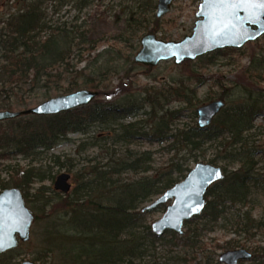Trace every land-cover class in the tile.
Returning <instances> with one entry per match:
<instances>
[{"label": "trees", "instance_id": "16d2710c", "mask_svg": "<svg viewBox=\"0 0 264 264\" xmlns=\"http://www.w3.org/2000/svg\"><path fill=\"white\" fill-rule=\"evenodd\" d=\"M16 1L19 6L14 11L0 15V111L26 110L41 100L82 89L100 93L108 90L109 75L117 72L122 59L132 61L140 45V25L150 22L146 16L153 14L156 7L154 0H146L147 12L129 11L124 26L130 34L128 38L122 33L99 39L86 21L80 22L79 18L70 23L54 21L48 13L49 2L55 3L54 13L71 3L80 13L92 0ZM109 40L114 44L108 45ZM116 44L126 45L130 50L128 55L123 56ZM191 64L187 61L182 67ZM244 73L248 82L234 89L240 94L232 96L233 89L226 88L219 99L233 98L224 101L225 108L204 129L197 123L176 128L186 108L197 117V90L184 81L159 90L128 93L117 102H101L96 98L89 105L60 114L28 115L0 122V172L11 174L14 170L17 174L10 181L0 183L4 190L11 187L27 190L35 182L52 181L51 167L22 168L11 161L22 157L35 163L41 154L55 149L70 134L87 135L93 128H100L105 136L97 135L92 142H81L78 151L87 146L97 147L106 162L87 168L73 193H56L67 210L64 216L58 215L52 221L45 233L50 246L48 255L57 252L62 259L60 264H133L144 258L150 237V244H154L171 235L186 250V254L174 259L179 264H189L191 260L195 264H220L217 255L204 246L206 233L217 227L229 229L238 239L229 240L219 248L231 250L246 248L243 240L250 241L256 232H264V217L256 219L253 215L254 196L264 193V176L257 168L259 152L252 140L258 120H264V52L252 57ZM128 74L124 71L123 78L127 79ZM175 102L185 104L186 108H169ZM138 115L142 118L128 122ZM138 141L167 144L164 150H186L187 155L171 162L166 169L155 170L151 151L131 149ZM214 143L219 144V150L209 162L213 165L221 160L227 162L223 167L225 178L210 187L204 211L185 223L187 230L182 236L167 232L156 237L151 227L144 225L146 213L154 209L144 211V204L179 183L185 172L190 171L188 161L196 158V153L202 152L206 145ZM69 161L54 157V164L62 169L73 168ZM234 163L239 167L229 170ZM125 174L133 178H122ZM24 196L28 198L27 194ZM155 209L166 210L167 206L162 204ZM35 219L39 220L40 215L36 214ZM14 253L0 254V264H14L17 259ZM252 253L250 264H264V247L257 246Z\"/></svg>", "mask_w": 264, "mask_h": 264}, {"label": "rangeland", "instance_id": "374dc122", "mask_svg": "<svg viewBox=\"0 0 264 264\" xmlns=\"http://www.w3.org/2000/svg\"><path fill=\"white\" fill-rule=\"evenodd\" d=\"M154 1L156 6L154 13H149L146 16L148 20L150 19V22H144V18L139 19L144 22V25H140L141 31L138 33L140 42L142 37L146 34H154L157 38L164 41H180L185 36L193 33L200 0H177L173 4L171 11L160 19L156 17L157 0ZM54 4V2L47 3L49 7L48 13L54 21H66L70 23L73 22L75 18H79L80 22L86 21V24L90 25L94 37L99 39L103 36L111 38L119 34L122 35V33H125L124 37L128 38L130 34L124 30V26H126V20L129 18V11L133 10L138 13L148 11L146 0H92V3L80 13H78L72 3L64 6L59 13H54ZM18 6L19 4L16 0H0V15L12 10L14 11ZM109 42L110 44L108 45L114 44L112 40H109ZM115 47L123 56H127L130 52V50L126 48V45L116 44ZM140 49L141 44L137 51H135L132 61H125L122 59L118 62L119 67L116 65L117 72H113L109 75L111 80L108 83L110 85L108 90L102 93L98 91L99 96L97 99H99V101L117 102L121 101L122 97L126 96L128 93L133 95L145 90H159L164 86L177 85L181 81H184L188 87L197 90V98L195 101L197 107L220 100L219 98L226 88L233 89L231 92L235 93L232 96H237L240 93H237L234 89L248 82L244 71L249 66L252 57L264 52V36L255 42L246 44L240 49L230 50L232 48H227L197 58L191 61L192 64L188 68L182 67L184 63L176 65L173 60L161 61L154 67L138 64L135 62V56ZM114 55H118L117 52H115ZM83 66L84 64L81 65V67ZM124 71L129 72V77L127 79H125L126 77L123 78ZM194 74H196L197 77L194 76ZM232 96L229 99L233 98ZM229 99L226 98L223 101L226 102ZM41 102L42 100L40 103ZM169 108L183 109L186 108V105L175 102L169 106ZM186 110L182 119L176 123V128L193 126L197 123V117H194L192 111L187 108ZM140 118L142 117L139 115L137 117H131L128 119V122ZM257 126L258 129L253 132L252 140L256 150L259 152L256 158L257 168L260 174L264 176V120H258ZM97 135L100 137L105 136V132H102L100 128H93L90 134L87 135L73 133L55 149L41 154L39 160L35 163H32L30 159H23L22 157H15L14 161H11L13 164H18L22 168L36 166L43 167L44 170H46V168L51 167L53 168L52 174L54 175L52 181H45L43 183L35 182L31 184L27 190H21L23 195L27 194L28 196V200L25 198L27 207L33 211L34 215H40V219L37 221L36 219L34 220L31 227L30 240L26 243L20 242L19 247L12 250L15 251L14 256L17 258L14 264H21L26 260H32L37 264L61 263L62 259L57 252L48 255L47 249L50 246L47 240L45 241V233L52 224V221L58 215L64 216L65 210H67L62 201L63 199L57 197L58 195L56 193H62L55 190L54 182L61 173L71 174L70 183L72 184V188L68 193L71 194L82 182V176L85 174L87 168H90V166L95 163H100L102 165L106 162V160L103 159V152L97 147L87 146L86 149L80 152L78 151V146L81 142H92L94 140L93 137ZM166 146L167 144H150L146 141H138L131 145V149L137 151H151L154 158L153 167L155 170H162L168 168L171 162L177 161L178 159L181 160L187 155L186 150L168 152L164 150ZM218 150V143L206 145L202 152L196 153V158H192L191 161H188L190 162L189 165H187L188 169L191 171L198 163L210 164L209 161L216 157ZM55 156H60L62 160H71L69 163L73 165V168L62 169L56 167L54 164ZM183 161L184 160H182V162ZM215 165L223 168L227 166V162L221 160ZM238 167L239 166L234 163L229 166V170H234ZM13 171L11 174L6 171H1L0 181L6 183L10 181L12 177L17 176ZM190 171L185 172L179 183L187 177ZM122 178H133V175L125 174ZM40 189L43 190L40 192ZM3 191L4 189L0 183V193ZM158 197H154L152 202ZM254 200L256 206L253 209V215L256 219H260L264 217V193L254 196ZM49 202L50 207H46V204ZM152 202L144 204L143 207L146 208ZM169 204H171V202L165 205L168 206ZM40 209L44 211L42 212ZM237 209L238 208H236V210ZM165 211V209H154L150 213H146V222H144V225L151 227L154 222L162 218ZM198 222H201V220H198ZM184 230L186 231L187 228H184ZM142 231L146 230L142 228ZM145 235L146 233H144V236ZM232 239H238V237L234 233H230L229 229L226 227H217L215 231L205 234L203 243L206 249L211 251L212 254L217 255L219 262L220 254L227 251L220 249L219 246H226V243ZM242 242L246 245V248L242 249H247L252 253L253 248L257 246L264 247V232H256V235L250 241L243 240ZM150 243L151 237L148 242H146L148 249L146 247L144 258L134 261L133 264H179L181 262L174 259L186 254L185 248L180 245L177 238L174 239L171 235H165L154 244ZM195 263L196 262L192 260L189 262V264ZM243 264H250V262H245Z\"/></svg>", "mask_w": 264, "mask_h": 264}, {"label": "water", "instance_id": "95a60500", "mask_svg": "<svg viewBox=\"0 0 264 264\" xmlns=\"http://www.w3.org/2000/svg\"><path fill=\"white\" fill-rule=\"evenodd\" d=\"M177 0H157L156 17L166 16ZM196 22L191 35L180 41H164L154 34H146L141 39V49L135 62L154 67L161 61L173 60L176 65L227 48L240 49L264 36V7L261 0H200ZM99 96V92L82 89L76 92L47 99L38 105L19 111H0V122L22 116L56 115L89 105ZM223 100L213 101L197 109V124L204 129L225 108ZM225 172L222 167L198 163L187 177L177 183L144 211L171 202L162 218L154 222L151 231L156 237L167 232L180 236L184 234L185 223L199 216L207 204L206 195L212 185L222 181ZM71 174L61 173L54 182L55 190L66 195L71 191ZM35 215L27 207L20 188H9L0 193V254L19 247L31 238V227ZM253 254L247 249L223 252L219 256L221 264H239L251 260ZM21 264H37L26 260Z\"/></svg>", "mask_w": 264, "mask_h": 264}, {"label": "flooded vegetation", "instance_id": "af4514ba", "mask_svg": "<svg viewBox=\"0 0 264 264\" xmlns=\"http://www.w3.org/2000/svg\"><path fill=\"white\" fill-rule=\"evenodd\" d=\"M238 249H242V248H238ZM231 250H235V249H231ZM228 251V250H227ZM253 254V253H252ZM253 258V257H252ZM250 260L248 261H241L239 264H242V263H245V262H249ZM220 263V262H219ZM221 264V263H220Z\"/></svg>", "mask_w": 264, "mask_h": 264}, {"label": "snow or ice", "instance_id": "6c2138e0", "mask_svg": "<svg viewBox=\"0 0 264 264\" xmlns=\"http://www.w3.org/2000/svg\"><path fill=\"white\" fill-rule=\"evenodd\" d=\"M261 6L264 7V0H261Z\"/></svg>", "mask_w": 264, "mask_h": 264}]
</instances>
